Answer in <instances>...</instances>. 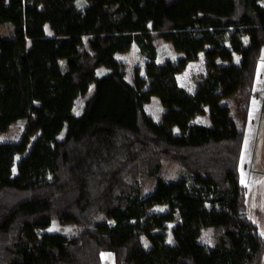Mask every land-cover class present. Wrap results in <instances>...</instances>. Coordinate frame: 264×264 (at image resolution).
I'll list each match as a JSON object with an SVG mask.
<instances>
[{
	"label": "trees",
	"instance_id": "trees-1",
	"mask_svg": "<svg viewBox=\"0 0 264 264\" xmlns=\"http://www.w3.org/2000/svg\"><path fill=\"white\" fill-rule=\"evenodd\" d=\"M155 37L182 54L157 61ZM132 42L144 59L130 82L117 53ZM262 47L259 0H0V131L26 118L16 140H0V264H101L103 251L113 264H258L264 239L239 162ZM198 53L189 91L175 73ZM235 88L238 123L219 101ZM152 94L158 118L144 108ZM204 105L208 124L193 119ZM161 157L185 172L141 193ZM52 217L74 233L39 229Z\"/></svg>",
	"mask_w": 264,
	"mask_h": 264
},
{
	"label": "rangeland",
	"instance_id": "rangeland-1",
	"mask_svg": "<svg viewBox=\"0 0 264 264\" xmlns=\"http://www.w3.org/2000/svg\"><path fill=\"white\" fill-rule=\"evenodd\" d=\"M77 7H81L86 0H73ZM259 2L264 6V0H259ZM45 33L50 34L51 30L48 27L47 23L43 24ZM1 28L5 31L10 32V24L4 22L1 24ZM90 36V34H84L83 38L86 39ZM153 42L156 46V57L157 61H161L165 58H176L180 56L182 53L180 51L175 50L168 40H165L161 37L153 38ZM117 57L120 58L124 65V77L132 82L133 73L136 71L137 74H142V62L143 56L138 52L137 46L135 43H131L130 46L117 53ZM237 58V55L234 56V59ZM264 62L262 64H258L259 69H263ZM107 67L99 64L95 68V74H98L104 71ZM204 71V62L201 53H198L196 57L189 59L185 62L184 66L175 73L176 82L186 88L189 91L194 89V78L203 73ZM92 82H89L87 88L83 93H79L75 96L73 100V104L71 106L72 113H77L81 109V104L83 99L90 93L92 90ZM238 89L235 88L231 92L221 96L219 98L220 102H224L228 105V114L236 120L238 123L237 116V106L239 104L238 98ZM261 96H259L258 100L253 102V105H249L248 114L249 121L246 126L251 127L252 134L250 139V149L247 146L248 139L244 138L242 142V153L239 162V170H240V181L243 183L245 187V201L246 208L253 218L260 220L263 223V214H264V107H262ZM146 111L153 116L154 118H158L160 112L162 110V106L157 100V97L153 94L149 97V99L145 102ZM204 112L200 114H196L193 116L195 121H200L203 123H209L207 116V105H204ZM247 114V115H248ZM26 122L25 117H19L11 121L7 128L0 131V140L4 139H14L16 140L24 127ZM245 124V123H244ZM244 126V125H243ZM173 130L176 131V126H173ZM63 133V127L59 129L56 136L59 137ZM36 134V131L32 132L29 135V140ZM249 149V150H248ZM21 152L14 153V161L17 159L18 155ZM247 158V159H246ZM253 164V165H250ZM15 166L12 164V172H14ZM185 172L184 167L176 161L169 160L166 157H161L160 167L156 174L152 176H144L141 175L138 179L139 188L141 193H145L148 191L157 177L159 178H174L178 175ZM250 174L251 179L248 182L246 180L247 176ZM165 207L164 203H151L146 207V210H162ZM261 211V212H260ZM260 212V213H259ZM255 219V221H256ZM172 224V221H166V230L167 235H169L168 228ZM260 225V222H259ZM77 224L73 221H59L56 217H52L47 225L44 227H40L41 230H56L65 233L66 235H71L74 233ZM210 227L204 226L201 228L199 239L203 241L209 242L210 240ZM101 264H113L112 263V255L109 251H103L101 253Z\"/></svg>",
	"mask_w": 264,
	"mask_h": 264
},
{
	"label": "crops",
	"instance_id": "crops-1",
	"mask_svg": "<svg viewBox=\"0 0 264 264\" xmlns=\"http://www.w3.org/2000/svg\"><path fill=\"white\" fill-rule=\"evenodd\" d=\"M262 62H264V47L261 48V51H260V54H259V57H258V60H257V69H256V72H255V75H254L253 90H252L251 101H250V105H253V102L258 100L259 96H261V100L262 101H261L260 104L262 105V107H264V67H263V69H259L258 68V64L261 65ZM152 96H153V94H152ZM144 104H145V102H144ZM253 106L255 107L256 103ZM144 108H145V105H144ZM145 110H146V108H145ZM248 121H249V114L247 115L245 124L243 126V136H242L240 150L242 148V142H243L244 138L248 139L247 146L249 147V145H250L249 143H250V139H251L252 129L249 126H246ZM263 131H264V125H263ZM249 149H250V147H249ZM241 153H242V150H241ZM250 165H253V164H250ZM263 170H264V167H263ZM240 173L241 172L239 170V178H240ZM250 179H251V176L249 174L247 176L246 180L249 182ZM239 180H241V179H239ZM263 207H264V205H263ZM247 213H248V211H247ZM248 215H249V213H248ZM249 217L255 222L258 231L261 233V235H262V237L264 239V214H263V223H261L260 220L258 221V219L253 218L251 215H249ZM255 219H256V221H255ZM259 222H260V225H259ZM167 237H168L167 239H169V236H167ZM258 264H264V248H263V251L261 253L260 260H259Z\"/></svg>",
	"mask_w": 264,
	"mask_h": 264
}]
</instances>
